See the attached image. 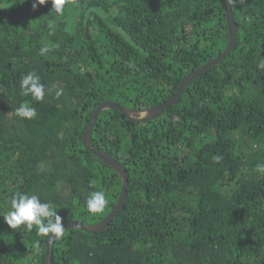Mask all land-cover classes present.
<instances>
[{"label": "trees", "instance_id": "16d2710c", "mask_svg": "<svg viewBox=\"0 0 264 264\" xmlns=\"http://www.w3.org/2000/svg\"><path fill=\"white\" fill-rule=\"evenodd\" d=\"M33 2L0 0V264H47L49 237L4 219L17 192L62 222L115 209L122 178L83 141L102 101L163 102L230 40L224 0H64L60 13ZM231 7L234 47L176 103L144 121L98 115L92 144L126 167L127 197L105 229H64L53 264H264V0ZM29 72L43 100L23 94ZM95 191L109 201L99 213L86 205Z\"/></svg>", "mask_w": 264, "mask_h": 264}, {"label": "clouds", "instance_id": "9594fccd", "mask_svg": "<svg viewBox=\"0 0 264 264\" xmlns=\"http://www.w3.org/2000/svg\"><path fill=\"white\" fill-rule=\"evenodd\" d=\"M47 0H34L32 7L37 8L44 5ZM236 0H228L229 4L235 3ZM53 8L57 13L62 11L64 0H52ZM42 52L48 51L47 48ZM259 67L264 68V60H261ZM20 87L24 95H31L34 100H43L46 89L41 83L39 75L35 72L26 74L21 82ZM62 90L57 91V95ZM17 114L25 119H32L37 115L36 109L27 104H22L17 109ZM256 170L264 173V164H258ZM109 203L103 191H95L90 193L86 200L87 210L91 213H99ZM11 210L4 216L6 223L12 228H19L21 225L31 230L33 226L37 228L38 234L49 237V239H59L64 235V225L62 217L58 214L54 205L50 202L42 201L36 194H28L23 192L15 193L10 200ZM51 234V235H49Z\"/></svg>", "mask_w": 264, "mask_h": 264}, {"label": "water", "instance_id": "95a60500", "mask_svg": "<svg viewBox=\"0 0 264 264\" xmlns=\"http://www.w3.org/2000/svg\"><path fill=\"white\" fill-rule=\"evenodd\" d=\"M224 1H225V9H226V14H227L228 26H229V31H230V40H229L227 47L216 58L206 62L205 64L201 65L200 67L196 68L195 70H192L191 72H189L181 80V82L178 86V89L173 96H171L167 100L160 102L154 106H150V107H146V108H142V109L127 108L125 106L120 105L118 102L112 101V100H104L98 105V107L96 108V110L92 114V116H91L90 120L88 121V124L84 130L83 141L89 150H91L93 153H95L101 159L106 161L110 166H112L118 172V174L121 176L122 181H123L122 190H121V193H120V196H119V199H118V202H117L115 209L110 214H108L105 218H103L101 221H99L98 223H95V224H89L88 225V224H83V223H80V222H77L74 220H66V221L62 222L64 227H65L64 229L81 228V229L92 231V232L105 229L108 226V224L110 223V221L113 219L115 214L118 212V210L123 206V204L126 200V197H127V188L129 185V181H128L129 173H128L126 167L116 157H114L113 155H111L110 153H108L106 151H103L101 149L94 147L92 144V132H93V128H94V125H95V122H96L98 115L103 110H106V109H118V110L122 111L123 113H125L129 118H131L135 121H144V120H147L149 118L159 116L160 114H162L164 112V110L169 105L176 103L178 101V99L180 98L182 92L184 91L185 87L193 79L199 77L204 71L208 70L210 67H212L213 65L220 62L234 47L235 40H236V23L234 20V15L232 12L231 4L228 3V0H224ZM53 243H54V240L49 239V244H48L47 254H46L47 264H53Z\"/></svg>", "mask_w": 264, "mask_h": 264}]
</instances>
